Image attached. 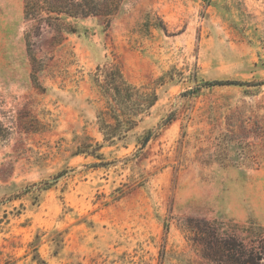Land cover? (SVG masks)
I'll return each instance as SVG.
<instances>
[{"label":"rangeland","instance_id":"obj_1","mask_svg":"<svg viewBox=\"0 0 264 264\" xmlns=\"http://www.w3.org/2000/svg\"><path fill=\"white\" fill-rule=\"evenodd\" d=\"M64 22L60 38L0 0V264H217L204 222L257 246L264 0H124L110 20ZM111 65L158 101L109 143ZM214 81L245 84L195 90Z\"/></svg>","mask_w":264,"mask_h":264},{"label":"trees","instance_id":"obj_2","mask_svg":"<svg viewBox=\"0 0 264 264\" xmlns=\"http://www.w3.org/2000/svg\"><path fill=\"white\" fill-rule=\"evenodd\" d=\"M123 2L124 0H24V17L26 20H34L55 28L57 35L63 38L64 32H75L72 26L64 22L66 19L97 17L110 20L119 12ZM31 62L35 70L36 59L33 56ZM98 71L97 82L108 97L106 111L99 115L101 132L105 142L122 140L139 125L142 116L157 103L158 96L153 91L142 92L141 88L129 84L117 66L98 68ZM32 78L35 84H38L36 76L33 75ZM244 84L240 81H214L199 85L195 90L199 91L204 86L225 87ZM151 138L152 133H149L142 147L146 146ZM45 186L48 187V184ZM196 228L199 236H203L201 240L206 246L204 256L211 262L261 264L264 259L263 236H258L257 246L247 248L243 242H237L233 237L225 239L216 223L204 222L203 227Z\"/></svg>","mask_w":264,"mask_h":264}]
</instances>
